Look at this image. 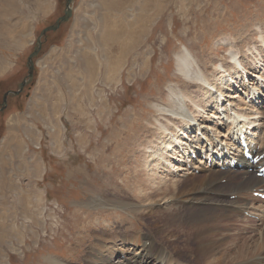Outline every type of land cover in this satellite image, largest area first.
Masks as SVG:
<instances>
[{
    "label": "rangeland",
    "instance_id": "374dc122",
    "mask_svg": "<svg viewBox=\"0 0 264 264\" xmlns=\"http://www.w3.org/2000/svg\"><path fill=\"white\" fill-rule=\"evenodd\" d=\"M102 1H74L72 19L43 38L33 80L19 96H10L7 108L0 113V264H51L53 259L58 264H115L120 258V264H128L123 256L135 264L136 247L129 242L136 234H150L152 240L160 241L158 251L164 253L166 264H204L207 260L193 249L188 250L184 240L170 235L179 223L190 221L189 205H182L180 215L174 208L169 214L166 210L159 212L169 200L159 196L160 192L150 202H139L140 190L132 177L138 172H154L155 187L160 184L161 191L167 193L165 184L185 183L203 177L210 169L221 171L219 164L211 168L201 157L193 161L189 149L196 147L199 155L207 147L211 150L217 141L232 144L228 146L236 149L234 158L238 151L232 138L244 124H235L228 118L234 112L249 115L247 123L254 125L247 126L251 128L247 133L264 150V78H258L264 77V45L260 43L264 40V0H164L168 2L161 14L143 27L147 29L144 37L142 30L139 34L137 29L135 35L126 29L127 42L136 37V42H141L137 53L127 55L126 67L108 82L99 67L98 80L92 83L87 80L86 59L106 63L102 59L104 25L99 28L98 21L103 19L104 24L108 21L111 25L114 16L110 13H116L106 11ZM136 6H126L128 11L132 9L128 14L131 21L140 5ZM64 9L65 0H0V108L4 94L17 90L28 75L27 59L41 31L54 25ZM122 39L116 35L114 41L121 44ZM223 39L231 42L226 47L239 53L238 57L244 52L242 60L250 64L245 71L248 75L243 71L244 78L237 79L232 69L231 74L227 72L221 78L215 70L228 61L225 50L217 54ZM185 46L195 57L191 60L192 71L200 70L211 83L217 76L223 79L224 105L220 110L212 101L201 102V98L193 97L207 84L195 85L177 72L175 54ZM253 46L257 54L253 49L252 55L248 48L252 50ZM252 56H258L259 64L250 63ZM146 61L148 67L143 70ZM169 85L180 87L184 94L191 91L199 105L198 108L192 99L181 96L186 116L164 113L185 133L173 138L155 127L163 122L175 128L155 107L158 104L169 110L168 103L161 100ZM217 88L213 91L215 102L220 94ZM144 144L157 155L167 156L169 161L164 167L160 165L163 156L148 158L152 149ZM19 148L21 152H17ZM225 156L228 163H222V167L233 159ZM185 162L191 168H186ZM140 163L147 169L138 168ZM225 180L220 183L225 184ZM113 194L130 197L136 203L133 211L91 203L94 198L107 199ZM241 196L247 204L242 205L239 214L232 210L235 216L227 220L229 228L222 230L227 241H236L230 251H224L222 264H238L247 256L243 251L254 252L255 241L264 230V200L252 197L250 192ZM183 198L186 197L179 202ZM149 210L154 216L141 215ZM171 214L179 219L173 226ZM131 232L132 237H127ZM243 242L248 245L240 248ZM117 245L126 250L121 251L126 255L119 251L108 258V263H102L101 254L108 255L107 247L115 249Z\"/></svg>",
    "mask_w": 264,
    "mask_h": 264
},
{
    "label": "bare ground",
    "instance_id": "6f19581e",
    "mask_svg": "<svg viewBox=\"0 0 264 264\" xmlns=\"http://www.w3.org/2000/svg\"><path fill=\"white\" fill-rule=\"evenodd\" d=\"M168 1H171V0H168ZM168 1H164V0H130V1H128V0H104V1H102V6L104 5V9L106 11L110 12L112 10H115L116 13L115 12L110 13L111 15L113 14V16H114L113 19H110V22H111V20H113V22H111V25L108 23V21H107V24L106 23L104 24L103 19L98 21V27L99 28L104 25L102 28L103 35L101 33L102 39L101 38L100 39L103 42V49H102L103 50V52H102L103 57H102V59L104 58L106 63L103 60L102 61L96 60L98 63V66H97L96 65L97 63H95V60L93 58L92 59L87 58L86 59V63H87L86 65H87L88 71H89L88 72L89 74H87L88 75L87 80L88 81L93 80L94 82H92V83H95V81L98 80L96 77H97V75H99V72H100V71L98 72V70L100 69L99 67H102V73H103L102 75H103L104 80H107V82L110 80H114L116 78V75L121 72L120 70H123V67L128 63L127 55L131 54L133 51H134V54L137 53L135 50H138L139 43H141L140 41H139V43L136 42L137 37L135 39H133V37H132L133 40L127 42L128 37H126V36H127L128 30L130 29V33H132V34L137 33V29H139L140 32H138V33L140 34L141 30H142L141 36L144 37L145 33L147 32V29H144L143 27L146 28L148 26V24L153 22L154 19H156V17L161 14L162 8L164 7L165 4L167 5ZM128 4L132 7V9L137 7L136 4L140 5L138 7V10H137L138 13L137 14L133 13L134 15L131 16V17H133L132 21H131V18H129L130 15L128 16V14H130L129 13L130 11L132 13V9L128 11L129 8L126 7ZM153 8H155V9H154V12L151 14L150 12L152 11ZM134 12H135V10H134ZM95 16L96 15H94V17ZM107 19H105V20H107ZM112 24H114V25H112ZM126 29H128L127 32H126ZM142 34H144V35H142ZM20 35H21V37H24L25 32L20 34ZM116 35L123 37V39L121 40V44L119 42L114 41V40H116ZM260 37H259V39H260ZM260 43H263V45H264V40L261 39ZM19 44H22V43L19 42ZM143 44H145V43H143ZM230 44H231V42L228 39H223L220 41V45L218 44L219 46L217 48L218 49L217 54L220 50H225L226 55H227L226 59H228V61H226L225 65L220 63L217 66V68H215V70L218 71L217 72L218 74H221V76H220L221 78L227 76L226 74H227V72H229L230 69L233 70V72L232 71H230V72H232L233 75H235L237 77V79L244 78V74L248 75V71H247V73L245 71L247 70L246 66H248L249 63H244V61L242 60V56L244 55V52L243 53L241 52L242 56L238 57L239 53H235L231 50H228V47H226V46L227 45L229 46ZM263 45H261V46H263ZM233 47H235V45ZM253 49H255L256 54H257V48L256 47L253 46L252 50L248 48V50H250L251 52L253 51ZM253 54H254V51L252 52V55ZM258 56H254V57L252 56L251 58H249V60H251L250 63L255 64L256 62H258V64H259ZM109 57H110V60L107 59ZM193 57H194L193 53L186 46L180 52L175 54L176 68L178 70L177 72H179V74L184 78V80L196 82L195 85H200V83H201V85L205 86V84H207V87H203L201 89L200 93H198V95H194L193 97L194 98H201L200 99L201 102L208 101L209 103H211V101H212V103L216 104V107L218 108V110H220L224 105V103H223L224 102V100H223L224 85L222 82L223 79H220L217 76V78L215 79V82L213 81L214 83H211L208 80L209 78H207L204 73L200 72V70H199V72L198 71H192V67H194V63L191 60H194V58H195V57L194 58ZM111 59H113V61H111ZM195 61H196L195 63L198 64L196 59H195ZM144 63H145V67L143 68V70L147 69V67H148V64H146L147 61ZM255 66H257V65H255ZM243 71L245 72L244 74H243ZM141 72L143 74L145 73V71H141ZM230 72H229V74H231ZM90 76L92 78H90ZM230 76H232V75H230ZM212 77H215V75H213ZM246 78L247 77H245V79ZM258 78L262 79L264 77L261 75V76H258ZM193 79H196V81ZM202 83H204V84H202ZM215 84H216V86H218L217 91L220 93L219 96L216 97L217 102H215L216 100L215 101L212 100L214 97L213 91L216 88ZM189 86L190 85H187V88ZM230 87H231V85H230ZM190 92H186L184 94L182 92V90L180 89V87L174 86V85H169L167 92H165L161 95L163 98L161 100L168 103L167 108L169 110H167L166 107L158 105V104H156V106L155 105L154 106L160 111V113L162 112L163 114L165 112L167 114H170V112H173V113L178 114L180 116L181 115L186 116V113L188 111L185 110L184 102L180 98L181 96H182V98L187 97L189 99H192V102L195 105H197L199 108L197 101H194V98H192V96L190 95ZM259 94H260V92H259ZM230 98H234V97L232 96ZM201 108H203V107H201ZM248 117H249V115L246 113H239V114L237 113V115H236L235 112H234L233 116L228 117L229 119L232 118V121L235 124H238V123L240 124V123H243V121H244L243 126L239 128L237 133H235L233 138H232V139H234L233 144L236 145L237 149L239 148L238 144L240 141L241 133L243 132L245 135H247L249 137V132L247 133V130L250 127L247 128V126L254 125V122L249 121V123H247ZM164 118L167 119L166 121L168 124H170V126H171V124H175V128L170 129L168 127L169 125L164 124L163 122L159 123V126H156L155 123H152L155 125L156 130L158 129V130L162 131L163 135H166L168 133V135H170L171 138L174 137L172 135L178 136V133L181 132L182 128H180V130H178L177 128H179L180 126H178L176 123H174L169 118V115L164 114ZM180 118H182V117H180ZM182 120H184V118H182ZM157 121H160V120L157 119ZM154 122H155V120H154ZM186 124H187V122H186ZM188 125H190V124H187V126ZM174 131H176V132H174ZM185 132H187V131H185ZM183 134H185V133L181 132L180 135H183ZM250 137H251V135H250ZM208 140H211V138ZM196 142H198V141H196ZM236 142H238V143H236ZM219 144L220 143H217V146ZM199 145H200V143H199ZM203 145H205V144H203ZM228 145H230V144H228ZM143 146L145 148L152 149V151L150 150L151 152L149 153L148 158L155 157V156H158V157L163 156V157H161V161L164 164L161 163L160 164L161 166L164 167L165 163H167L169 161L166 155L165 156L160 155V154L157 155L156 151L153 150V148H151L150 146L145 145V144ZM230 146H233V145L231 144ZM195 148L196 147H191V150H193L194 153H195ZM254 148H256V147L253 146L252 149H254ZM21 151L22 150H20V148H19V150L17 152H21ZM184 151L187 152L188 151L187 148H185ZM262 152H264L263 149L261 150V153ZM224 156H225V154H224ZM158 162H159V160H158ZM225 162L228 163V161H225ZM234 162H236V164L234 166L235 169L231 168V165ZM171 163H174V161L171 160ZM175 163H176V160H175ZM239 164L241 165V167H243L242 171L239 169ZM206 165H207V163H206ZM137 166H138V168L144 167V169H147L145 164L140 163V164H137ZM150 166L151 165H149L147 167H150ZM250 167H251L250 164L248 163V161L245 160V158L243 156V152L240 154V152L238 151V153H236V155L234 156L232 161L229 163V165H227V166L224 165V168H226L225 171H211V169H210L209 173L204 175L203 177L202 176L200 178L195 177V179H191L188 181L185 180L186 181L185 183L175 182V183H170L171 185L165 184L164 188L167 189V193H166V190L161 191V188L159 187L160 184L155 187L154 181H156V178H155L156 174L154 172H151V171H148V173L146 172V174H145L144 169H143L142 170L144 172L143 174H142V172H138V174H134V176L132 177V182L134 184L138 185V188L140 190V192H138L139 196L137 198L139 202H143V203L150 202L155 197H157V195H159L160 192H162V194H160L159 196H162L163 198H167L166 200H167V202L169 200V203H166V205L164 204L165 206H167V207H165L166 209L162 208L163 209L162 210L160 207L161 211H159V212L166 210L169 214V211L171 210V208H174L177 210V213H179V215H180L179 211H180L182 205L188 204L189 208H190L189 209V215H188L190 218V221H187V222L185 221L186 223H179L178 227H176V231L175 232L172 231L170 235L175 237V238H179V239L184 240L186 242V248L188 250L193 249L199 255L200 258L207 260L206 263H204V264H222L221 261L223 260L222 256L224 254V251H227V252L230 251L231 244L233 242H236L235 240L227 241L226 237H222L223 236L222 230L229 228L228 227L229 225L227 224V222H228L227 220H229V218H232L233 216H235L233 214L232 210H238L237 211L238 214L240 212H242V210H243L242 205L247 204V202H246L245 198L241 195L244 193L251 192V191H256L255 190L256 188H261L262 186H264L263 180L258 179L257 177H255V175H253L252 173L249 172ZM175 168L179 170L180 166L179 167L176 166ZM154 169L156 170V168H154ZM154 169H152V171H154ZM144 175H147V178H145ZM223 179H226L225 184L220 183ZM197 180H199L200 183H198ZM183 190H185V191H183ZM227 194H229V196H227ZM183 196H185L186 198H183L182 199L183 201L179 202V200ZM234 196H235V199L232 200V198ZM91 203L93 205L95 203H98V204H95L96 206H104V205L105 206H107V205L116 206V207L122 208L124 210H127V209L132 210V207H134L135 206L134 204H136L130 197H127V195H125V194H123V195L117 194L116 196L113 194L112 197L107 198V199L105 197H100L97 199L94 198V200H91ZM174 206L177 208H175ZM148 209H150V207H148ZM225 209L227 211H231V212H227ZM135 210H137V209H135ZM151 211L152 210H149L147 212H142L143 214H141V215H144L146 217L147 216H154L153 215L154 212L152 213ZM199 212H201V213H199ZM164 213H166V212H164ZM159 214L160 213H158L156 215V217L159 218V216H160ZM171 216H172V218L170 219V222H171L170 225L173 226L179 221V219L176 218V216L173 214H171ZM163 217L164 216H162V218ZM133 234L131 232V233L126 234V236L132 237ZM141 236H144V238L140 239ZM141 236L139 237L136 234L132 237V241L129 242L130 245H132V246L134 245V247H136L135 250L133 249V251L136 252L134 257H133L134 263L135 264H149V263H151V260H152L154 262V264H166V261L164 258V253L158 251L159 250L158 249L159 248L158 243L160 241L156 240L155 238H154V240H152V236L150 234L141 235ZM259 236H260V238L258 240L257 239H256V241L254 240L255 241V248H254V246H253V248L255 251L254 252L243 251V253L247 254V256H244L245 258L238 261V264H264V230H263V232H261V234ZM180 237H182V238H180ZM129 239H131V238H129ZM124 240L125 239H123V241ZM146 241H150V242H146ZM148 245H150V246L147 247ZM246 245H248V244L243 242L240 245V248H243ZM252 245H254V244H252ZM118 247H119L118 245L116 246L115 249H111L110 247H107L108 255L101 254V257H102L101 262L102 263H106V262L108 263L109 259L116 252H119V251L122 255H126V254H124V252H121V251H126V250H122L120 247L119 248ZM161 248H162V246H161ZM139 249L141 250V253L139 252ZM128 250H130V249L128 248ZM156 251H158V252H156ZM138 254H140V255L138 256ZM154 254H156V257L154 256ZM123 258H124L125 262H127L128 264H131V263H129L130 261L127 260L126 256H123L122 259ZM221 258H222V260H221ZM122 262L123 261L120 258L119 261L116 262L115 264H120ZM51 264H58V263L56 260L53 259V260H51Z\"/></svg>",
    "mask_w": 264,
    "mask_h": 264
},
{
    "label": "water",
    "instance_id": "95a60500",
    "mask_svg": "<svg viewBox=\"0 0 264 264\" xmlns=\"http://www.w3.org/2000/svg\"><path fill=\"white\" fill-rule=\"evenodd\" d=\"M75 0H66L65 1V9L63 12V15L60 16L54 25L52 26H48L46 28H44L40 35L37 38V42L36 45L33 49V51L31 52V54L28 56L27 59V68H28V75L26 76V78L18 85V89L17 90H11L8 91L4 94L3 97V103L1 104V108H0V113L4 112L5 109L8 106V98L10 96H19L25 89V87L31 83V81L34 78V70H35V58L39 55V53L41 52L42 48H43V38H45L47 36L48 33L50 32H56L63 24H66L70 21V19L73 17V13H74V8H73V3Z\"/></svg>",
    "mask_w": 264,
    "mask_h": 264
}]
</instances>
